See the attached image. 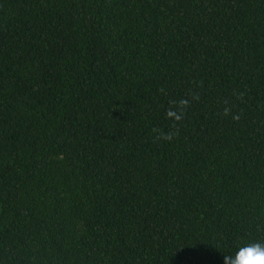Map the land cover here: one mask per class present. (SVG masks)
<instances>
[{
	"label": "trees",
	"instance_id": "1",
	"mask_svg": "<svg viewBox=\"0 0 264 264\" xmlns=\"http://www.w3.org/2000/svg\"><path fill=\"white\" fill-rule=\"evenodd\" d=\"M264 242V0H0V264H231Z\"/></svg>",
	"mask_w": 264,
	"mask_h": 264
},
{
	"label": "clouds",
	"instance_id": "2",
	"mask_svg": "<svg viewBox=\"0 0 264 264\" xmlns=\"http://www.w3.org/2000/svg\"><path fill=\"white\" fill-rule=\"evenodd\" d=\"M231 264H264V242H249L230 254Z\"/></svg>",
	"mask_w": 264,
	"mask_h": 264
}]
</instances>
